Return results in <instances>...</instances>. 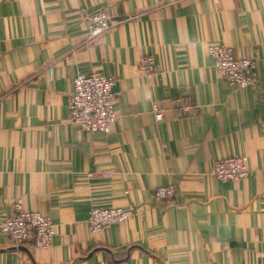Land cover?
I'll use <instances>...</instances> for the list:
<instances>
[{
	"label": "crops",
	"instance_id": "crops-1",
	"mask_svg": "<svg viewBox=\"0 0 264 264\" xmlns=\"http://www.w3.org/2000/svg\"><path fill=\"white\" fill-rule=\"evenodd\" d=\"M99 9L113 25L85 42ZM0 38V264H264V0H0ZM221 45L256 60L254 85L221 78ZM93 72L116 79L108 135L69 122L74 77ZM235 156L247 178L210 176ZM166 186L174 205L153 198ZM17 199L50 218V247L1 231ZM95 207L130 217L92 234Z\"/></svg>",
	"mask_w": 264,
	"mask_h": 264
},
{
	"label": "built area",
	"instance_id": "built-area-1",
	"mask_svg": "<svg viewBox=\"0 0 264 264\" xmlns=\"http://www.w3.org/2000/svg\"><path fill=\"white\" fill-rule=\"evenodd\" d=\"M87 20L85 42H91L103 35L113 25L110 16L103 9L96 10ZM1 53L0 38V55ZM208 54L214 61L217 73L230 87L241 90L255 84L256 60L236 58L230 48L222 45L209 47ZM138 68L146 76L158 72L150 56L140 58ZM115 85V78L99 73L76 74L68 104L69 122L78 125L85 133L110 134L117 120L112 105ZM151 111L154 119L161 122L163 114L160 109L152 106ZM209 174L221 182L244 180L249 175L247 158L235 156L215 160ZM152 193L156 201L175 204L177 190L174 186L155 188ZM129 217V210L95 207L89 211L87 224L92 234H100L111 225L126 222ZM1 231L14 246L30 244L36 248H48L55 235V226L47 215L25 211L22 201L17 199L11 204V213L6 216ZM97 264L111 263L101 261Z\"/></svg>",
	"mask_w": 264,
	"mask_h": 264
}]
</instances>
